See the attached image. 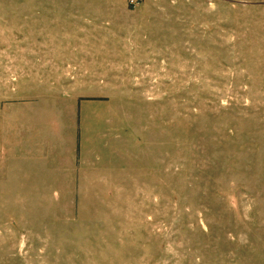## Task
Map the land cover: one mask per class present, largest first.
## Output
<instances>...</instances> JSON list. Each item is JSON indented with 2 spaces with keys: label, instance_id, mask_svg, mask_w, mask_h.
I'll list each match as a JSON object with an SVG mask.
<instances>
[{
  "label": "rangeland",
  "instance_id": "rangeland-1",
  "mask_svg": "<svg viewBox=\"0 0 264 264\" xmlns=\"http://www.w3.org/2000/svg\"><path fill=\"white\" fill-rule=\"evenodd\" d=\"M0 264H264V0H0Z\"/></svg>",
  "mask_w": 264,
  "mask_h": 264
}]
</instances>
